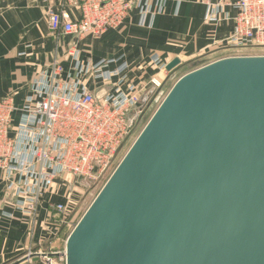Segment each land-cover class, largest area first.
<instances>
[{
    "label": "water",
    "instance_id": "1",
    "mask_svg": "<svg viewBox=\"0 0 264 264\" xmlns=\"http://www.w3.org/2000/svg\"><path fill=\"white\" fill-rule=\"evenodd\" d=\"M64 251L65 264H264V56L179 77Z\"/></svg>",
    "mask_w": 264,
    "mask_h": 264
},
{
    "label": "built area",
    "instance_id": "2",
    "mask_svg": "<svg viewBox=\"0 0 264 264\" xmlns=\"http://www.w3.org/2000/svg\"><path fill=\"white\" fill-rule=\"evenodd\" d=\"M165 2L61 0L57 7L47 10L48 30L55 37H99L121 26L134 10L142 22L152 18ZM223 8L235 11L234 28L229 37L216 45L235 53L224 52L218 59L264 56L245 53L264 49V0H216L207 3L204 20L215 22ZM71 9L78 11L76 19L69 17ZM70 55L75 60V76L64 78L63 67L54 62L37 75L31 94L21 107L14 104L12 96L0 99V183L4 184L7 198L30 217L42 195H54L58 184L66 188V203L51 202L47 206L46 220L57 231L66 230L71 224L74 200L70 197L75 183L98 180L116 160L128 137L130 111L139 106L143 93L131 83L123 89L124 65L110 72L105 68L114 63L112 60L83 66L76 60V52ZM153 63L165 71L166 65L157 56ZM115 77L118 80L113 83ZM84 78L110 86L111 91L96 97L82 83ZM151 84L159 86L153 81ZM53 254L58 257H45V264H65L64 249Z\"/></svg>",
    "mask_w": 264,
    "mask_h": 264
},
{
    "label": "crops",
    "instance_id": "3",
    "mask_svg": "<svg viewBox=\"0 0 264 264\" xmlns=\"http://www.w3.org/2000/svg\"><path fill=\"white\" fill-rule=\"evenodd\" d=\"M60 1L0 0V99L12 96L14 104L21 107L31 94L37 75L54 62L63 67L64 78L75 76V60L70 55L73 51L83 66L112 60L114 63L105 68L111 72L124 65L123 89L131 83L142 89V98L157 95L166 86L171 72L160 71L153 58L157 56L165 65L174 59L180 61L179 67L197 65L182 75L217 60L227 50L216 44L233 33L236 14L233 9L223 8L215 22H206L207 3L216 0H166L162 10L152 18L147 17L142 22L134 10L117 29L107 30L99 37L79 39L49 33L47 10L57 7ZM68 14L71 19L79 15L76 9L69 10ZM116 80L118 77L112 82ZM151 81L160 86L155 87ZM82 83L96 97L111 91L110 86L92 79L84 78ZM80 182L76 183L81 186ZM79 186L74 185L75 190L71 192L73 206L79 201ZM61 187L58 184L54 195H42L34 216L30 217L7 198L4 184L0 183V264H45L43 255L55 260L48 255L64 249L66 230L57 231L56 226L46 220L49 203L67 202L66 188Z\"/></svg>",
    "mask_w": 264,
    "mask_h": 264
},
{
    "label": "rangeland",
    "instance_id": "4",
    "mask_svg": "<svg viewBox=\"0 0 264 264\" xmlns=\"http://www.w3.org/2000/svg\"><path fill=\"white\" fill-rule=\"evenodd\" d=\"M227 54L235 53V52H226ZM245 53L249 54H264V49H256L253 51H247ZM225 53H222L221 55H224ZM217 57V56H216ZM197 67V65H190V67H179L171 72V75L168 79V82L166 86L162 88V90L157 94H151L149 96L143 97L139 101V106L133 108L130 111V114L128 116V137L123 145V148L118 153L116 160L111 165L109 170L104 173L98 180L96 181H81L80 184H82L81 191H79V201L75 203V206H73L71 211V224L65 231V237L63 240H66L67 236L73 229V227L76 225V223L80 220L88 206L91 204L97 193L100 191L102 186L105 184L113 170L116 168L118 163L121 161L125 153L128 151L132 143L135 141L137 136L140 134L150 117L153 115L154 111L159 106L160 102L163 100L165 95L168 93L174 82L178 79L179 76L182 75V73L186 70H189L190 68ZM200 66V63L198 64ZM160 86V85H159ZM157 86V87H159ZM74 182V181H72ZM76 186H79L77 183H75ZM63 188V187H61Z\"/></svg>",
    "mask_w": 264,
    "mask_h": 264
}]
</instances>
